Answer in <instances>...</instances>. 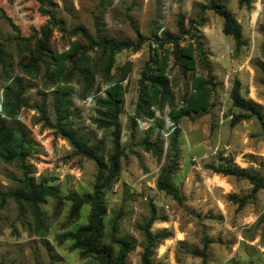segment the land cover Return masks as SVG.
<instances>
[{
  "label": "rangeland",
  "instance_id": "obj_1",
  "mask_svg": "<svg viewBox=\"0 0 264 264\" xmlns=\"http://www.w3.org/2000/svg\"><path fill=\"white\" fill-rule=\"evenodd\" d=\"M105 1L108 5L99 26L96 16L101 0H0V103L4 107L5 85L23 76L29 85L21 94L26 102L13 116L3 108L4 118L8 123H22L32 144L25 170L17 161L0 158V264L90 261L67 236L88 222L90 205L84 204L80 214L72 216L69 194L92 192L98 165L80 153L59 126L68 123L91 143L103 140L107 157L113 149V135L112 128L100 123V111L105 109L100 101L106 96L104 89L115 82L128 61L131 70L123 82L127 89L119 116L121 171L104 192L103 240L108 242L114 233L133 242L126 264H144L146 229L153 235H168L155 244V264H204L194 251L203 249L205 238L209 239L208 264H264V189L252 194L249 179L208 167L236 165L264 179L262 122L252 116L233 123L244 111L235 107L230 97L238 79L241 93L256 101L264 113V0H250V6L228 0L227 8L241 23L246 40L238 51L234 38L222 30L223 18L203 8L209 0ZM43 10L52 11L64 21V29L54 30L56 48L67 49L74 40L85 45L78 54L79 61L68 63L59 84L49 76L53 65L47 56H43L36 76L25 72L19 61L35 49L29 36L49 18ZM181 21L189 34H181ZM79 25L95 39L101 30L107 37L137 42L142 36L144 41L138 50H121L111 61L108 53L94 47L81 30L70 32ZM170 36L180 37L181 45L189 41L199 44L202 54L196 53L199 64L195 73L211 76L214 86L208 110L178 120H173L169 112L186 102L194 71L180 67L173 54L161 102L151 106L144 102L143 84L156 68L154 51H172ZM89 97H93L92 102ZM14 98L10 100L15 102ZM137 119L150 121L152 126L141 127ZM160 119H164L163 125ZM178 129L177 140L173 141ZM147 142L157 144V153L147 148ZM175 151L179 166L172 181L184 195L183 202L157 187L161 169ZM25 171L30 172L34 183L55 187L58 195L46 196L38 207L14 196L22 189Z\"/></svg>",
  "mask_w": 264,
  "mask_h": 264
},
{
  "label": "trees",
  "instance_id": "obj_2",
  "mask_svg": "<svg viewBox=\"0 0 264 264\" xmlns=\"http://www.w3.org/2000/svg\"><path fill=\"white\" fill-rule=\"evenodd\" d=\"M228 0H209L208 4L203 5V8H208L216 12L223 18V32L231 35L236 43V51L246 44L243 38L242 25L237 20L235 14L227 8ZM241 5L250 6V0H239ZM108 3L101 0L100 13L96 16L97 24L101 21V15ZM49 18L29 39H34V51L30 55H23L19 60L23 70L31 76H36L40 71V62L43 61V56H47L52 62V69L49 76L53 82L59 84L68 70L69 62H78L80 56L79 52L83 48V43L74 40L67 49L60 50L56 48L53 42V35L55 28L64 29V21L57 19L56 14L52 11H46ZM100 26V25H99ZM81 30L83 34L89 39L94 47H98L103 52L108 53L109 59L113 61L118 52L124 49L138 50L141 48L144 38L141 36L137 42L129 39H116L107 37L98 30L97 39H95L88 29L79 25L73 28L70 32L75 33ZM180 32L182 35L189 34V30L185 28L184 23L180 22ZM191 36L195 35L192 33ZM170 41L173 43L172 51L165 49L164 52L154 51L153 61L156 63V68L151 70L146 77L143 84L145 92L144 102L151 105H156L161 102V96L168 86L169 78L167 75V67L169 65L170 55L173 54L176 60L179 61L180 67L186 70H193L191 92L186 102L180 107H172L169 115L173 120H178L182 116H189L192 112L197 113L206 111L212 105V92L214 86L210 79L211 76L197 75L195 70L199 61L197 59V52L202 54V49L198 43L189 41L181 45L180 37L170 36ZM1 45V44H0ZM1 50V47H0ZM129 65V66H128ZM87 70V68H86ZM131 70V61H128L123 67L122 72L118 78L111 85L104 89L106 96L101 98V103L105 109L100 111L102 126L112 128V145L111 153H107L103 147V140L96 143H91L90 138L81 134L69 124L60 125L59 128L64 136H66L72 145L86 157L95 160L98 165L97 180L94 185V190L90 193L80 194L72 192L69 198L72 199L71 215L77 217L80 214L81 208L84 204L90 205V214L88 222L80 225L76 230L67 233V236L74 240L73 247L78 248L81 255L89 258L90 261L86 264H126L129 252L133 249L132 241L119 238L114 233L110 234L108 242L103 238L106 235L104 216L106 213V205L104 201V192L110 188L112 182L117 180L120 176L121 164L120 159L123 155L121 147V122L119 120L120 114L124 109L125 92L127 86L124 81L128 79ZM14 86L16 89H14ZM29 85L26 83L23 76H16L12 82L5 85L6 101L4 103V110L8 116H13L21 104L26 100L22 97ZM15 97V102L10 98ZM230 97L235 107L244 111V113L237 114L233 119V123L241 119L250 118L252 116L258 117L262 126L264 127V113L261 106L251 98H246L241 93V82L236 80ZM133 117V122L135 124ZM164 119L159 120V124H164ZM179 129L176 131L173 141L177 140ZM28 132L25 126L20 122L8 123L7 119L0 115V158L6 162L17 161L22 169H27V158L32 153V144L28 139ZM157 144L147 142V148L156 151ZM174 147V145H173ZM178 152L175 151L173 155H169V163H167L159 174L157 180V187L165 191L179 202H183L184 195L172 181V175L177 171L179 163L177 161ZM213 171L222 173L224 175H234L236 177H244L250 180L253 184L252 194L264 189V179L249 171L236 165H208ZM30 172L25 171L24 179L22 181V189L14 192V196L26 199L35 207L44 201L48 195H58L55 187L46 183L36 184L32 177L28 175ZM241 204L244 198L240 200ZM147 245L143 254L144 264H155L153 261V253L155 244L158 238L165 239L168 237L167 233H160L153 235L149 229H146ZM209 239H204L203 249H196L194 253L203 258L204 264L208 256Z\"/></svg>",
  "mask_w": 264,
  "mask_h": 264
},
{
  "label": "built area",
  "instance_id": "obj_3",
  "mask_svg": "<svg viewBox=\"0 0 264 264\" xmlns=\"http://www.w3.org/2000/svg\"><path fill=\"white\" fill-rule=\"evenodd\" d=\"M156 46V43H154V47ZM88 101L89 102H92L93 101V97H89L88 98ZM0 115L2 117H6V114L4 113V110H3V107H2V103H0ZM169 120V119H168ZM139 125L141 127H145V128H149L150 126H152V123L150 121H145V120H142V119H137ZM169 134H171V131L170 132H167L165 133L166 136H169Z\"/></svg>",
  "mask_w": 264,
  "mask_h": 264
},
{
  "label": "bare ground",
  "instance_id": "obj_4",
  "mask_svg": "<svg viewBox=\"0 0 264 264\" xmlns=\"http://www.w3.org/2000/svg\"><path fill=\"white\" fill-rule=\"evenodd\" d=\"M255 14H256V11H255Z\"/></svg>",
  "mask_w": 264,
  "mask_h": 264
}]
</instances>
